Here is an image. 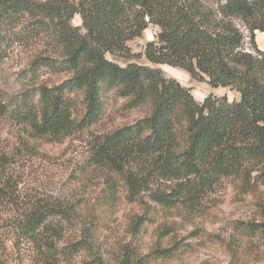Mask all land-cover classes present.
<instances>
[{"label": "trees", "instance_id": "16d2710c", "mask_svg": "<svg viewBox=\"0 0 264 264\" xmlns=\"http://www.w3.org/2000/svg\"><path fill=\"white\" fill-rule=\"evenodd\" d=\"M222 1L212 10L202 0H0V43L17 40L32 50L24 72L34 81L10 110L31 134L58 139L88 130L109 112L139 114L95 139L92 163L108 176L92 213L76 214L59 201L39 202L6 220L17 240L34 245L51 264L71 256L76 264H180L194 245L183 238L164 241L162 228L144 250L149 220L144 215L134 218L130 238L108 252L111 259L105 257L109 248L96 247L102 214L120 189L115 177L133 197L145 190L144 176L175 180L169 191H155L150 199L186 218L226 181L245 187L254 179L264 185V50L254 33L264 32V0ZM75 14L80 26L71 22ZM235 19L248 30L252 51L245 50ZM149 25L158 27L155 39L143 53L131 52L127 42ZM142 54L212 88L234 90L239 98L209 93L198 102L190 87L138 62ZM3 56L0 51V61ZM43 71L66 78L37 82ZM136 167L144 170L138 178L128 173ZM82 223L84 229L78 227ZM232 227L243 236L264 238V220H234ZM228 264L248 263L232 250Z\"/></svg>", "mask_w": 264, "mask_h": 264}, {"label": "rangeland", "instance_id": "374dc122", "mask_svg": "<svg viewBox=\"0 0 264 264\" xmlns=\"http://www.w3.org/2000/svg\"><path fill=\"white\" fill-rule=\"evenodd\" d=\"M202 2L216 10L223 1ZM71 22L80 26V15L75 14ZM234 23L244 34L245 50L252 51L248 30L240 20L235 19ZM157 31V26L149 25L140 37L128 41L131 52L143 53L146 42L154 40ZM255 42L259 49L264 50V37L260 38V42ZM0 51L4 55L0 61V255L5 258L3 264H51L43 260L34 245L17 240L8 231L6 220L25 212L34 204L53 201L67 204L76 214H91L90 208L108 176L105 170L92 163L95 139L118 124L137 118L139 114L120 117L109 112L88 130L74 131L58 139L33 135L24 124L13 118L10 111L12 101L17 100L34 81L24 72L32 53L31 47L9 39L0 43ZM107 57L121 64L125 62L110 54ZM137 61L158 67L166 77L190 87L198 102L209 93L226 95L229 101L239 98L234 90L212 88L205 81L192 79L181 69L152 64L143 54ZM65 78L64 73L54 75L46 71L35 77L37 82H58ZM143 172L136 167L128 173L138 178ZM115 178L114 186H120V189L115 193V204L102 214L96 242L97 248L110 249L104 251L108 260L111 259L108 252L113 253L116 246L130 238L134 218L144 215L149 219L144 234V250L165 228L161 234L164 241L183 238L194 245L193 253L185 256L180 264H198L202 260L212 264H228L232 250L237 251L248 264H264V238L243 236L232 227L234 220L255 223L264 220L263 184L250 179L247 186L241 187L236 182L226 181L212 189L199 204L197 212L186 218L165 210L150 199L155 191H169L176 184L175 180L162 178L158 174L144 176L145 190L133 197L123 180ZM78 227L84 229V224ZM77 259L65 257L53 264H76Z\"/></svg>", "mask_w": 264, "mask_h": 264}, {"label": "crops", "instance_id": "0c3cea01", "mask_svg": "<svg viewBox=\"0 0 264 264\" xmlns=\"http://www.w3.org/2000/svg\"><path fill=\"white\" fill-rule=\"evenodd\" d=\"M263 37H264V32H260V33L255 34V40L257 42H260V38H263Z\"/></svg>", "mask_w": 264, "mask_h": 264}]
</instances>
